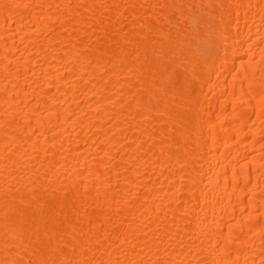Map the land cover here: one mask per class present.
I'll list each match as a JSON object with an SVG mask.
<instances>
[{
	"label": "bare ground",
	"instance_id": "1",
	"mask_svg": "<svg viewBox=\"0 0 264 264\" xmlns=\"http://www.w3.org/2000/svg\"><path fill=\"white\" fill-rule=\"evenodd\" d=\"M0 264H264V0H0Z\"/></svg>",
	"mask_w": 264,
	"mask_h": 264
}]
</instances>
